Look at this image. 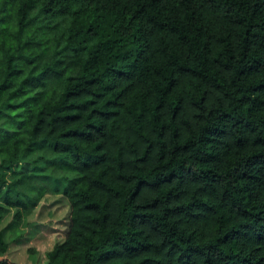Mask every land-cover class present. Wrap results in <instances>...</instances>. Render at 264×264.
<instances>
[{"label":"trees","instance_id":"1","mask_svg":"<svg viewBox=\"0 0 264 264\" xmlns=\"http://www.w3.org/2000/svg\"><path fill=\"white\" fill-rule=\"evenodd\" d=\"M37 176L43 264H264V0H0V222Z\"/></svg>","mask_w":264,"mask_h":264},{"label":"rangeland","instance_id":"2","mask_svg":"<svg viewBox=\"0 0 264 264\" xmlns=\"http://www.w3.org/2000/svg\"><path fill=\"white\" fill-rule=\"evenodd\" d=\"M42 164H47L42 161ZM21 169H30L31 163H20ZM35 172L49 174L51 165H45ZM45 185V190L38 202L22 219L13 216L15 207H7L0 225L5 227L9 240L6 252L13 264H43L47 259V251L53 244L62 239L68 225L69 205L61 193L55 191L56 180L47 176H37L26 181L24 186L31 191L32 187Z\"/></svg>","mask_w":264,"mask_h":264}]
</instances>
